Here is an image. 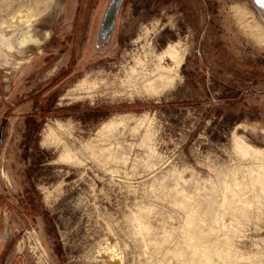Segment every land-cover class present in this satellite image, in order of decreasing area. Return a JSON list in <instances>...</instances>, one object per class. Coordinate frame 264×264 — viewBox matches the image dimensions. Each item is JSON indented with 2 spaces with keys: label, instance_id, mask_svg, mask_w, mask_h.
<instances>
[{
  "label": "rangeland",
  "instance_id": "1",
  "mask_svg": "<svg viewBox=\"0 0 264 264\" xmlns=\"http://www.w3.org/2000/svg\"><path fill=\"white\" fill-rule=\"evenodd\" d=\"M106 2L0 0V264H264V0Z\"/></svg>",
  "mask_w": 264,
  "mask_h": 264
},
{
  "label": "bare ground",
  "instance_id": "2",
  "mask_svg": "<svg viewBox=\"0 0 264 264\" xmlns=\"http://www.w3.org/2000/svg\"><path fill=\"white\" fill-rule=\"evenodd\" d=\"M36 40H37V38L31 37L30 31L29 30H26V32H24L23 34H21L19 36L18 42H19L20 45H25L28 42H36ZM176 48L177 47H175L174 44L173 45H168V47L165 48V49H163L162 50L163 52H161L159 54V56L157 57V59L159 61V65H158L157 71H158L159 74H158L157 78L155 79V81H156L155 84H154V82H149L150 83V90L151 91L157 92L159 90H162L164 87L167 86L168 82L170 80H172L173 77L171 75H169V73H175L174 72V67H178V65L180 64V59L182 57V55H180L178 53V51L176 50ZM165 58H168L169 59L170 64L172 66H170V65H168V66L164 65V59ZM149 83H147V84H149ZM128 117H131V114H128ZM112 124H113V121L110 122L108 125H112Z\"/></svg>",
  "mask_w": 264,
  "mask_h": 264
},
{
  "label": "water",
  "instance_id": "3",
  "mask_svg": "<svg viewBox=\"0 0 264 264\" xmlns=\"http://www.w3.org/2000/svg\"><path fill=\"white\" fill-rule=\"evenodd\" d=\"M121 2L122 0H107L94 37V47H100L110 40Z\"/></svg>",
  "mask_w": 264,
  "mask_h": 264
},
{
  "label": "crops",
  "instance_id": "4",
  "mask_svg": "<svg viewBox=\"0 0 264 264\" xmlns=\"http://www.w3.org/2000/svg\"><path fill=\"white\" fill-rule=\"evenodd\" d=\"M2 235L4 236V228H3V230H2Z\"/></svg>",
  "mask_w": 264,
  "mask_h": 264
}]
</instances>
